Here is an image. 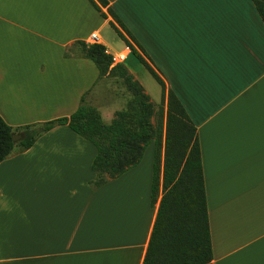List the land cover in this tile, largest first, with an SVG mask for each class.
Listing matches in <instances>:
<instances>
[{
  "label": "crops",
  "instance_id": "crops-1",
  "mask_svg": "<svg viewBox=\"0 0 264 264\" xmlns=\"http://www.w3.org/2000/svg\"><path fill=\"white\" fill-rule=\"evenodd\" d=\"M107 2L196 128L212 263L264 264V25L253 2ZM110 20L87 0H0L2 119L45 123L84 103L110 124L123 101L77 46L92 34L147 94L144 67L100 36ZM153 149L98 189L95 148L67 126L15 149L0 163V264H142L158 206Z\"/></svg>",
  "mask_w": 264,
  "mask_h": 264
},
{
  "label": "trees",
  "instance_id": "trees-1",
  "mask_svg": "<svg viewBox=\"0 0 264 264\" xmlns=\"http://www.w3.org/2000/svg\"><path fill=\"white\" fill-rule=\"evenodd\" d=\"M124 42L131 54L160 86L158 109L143 87L124 65L113 64L112 56L98 43L77 46L83 58L93 62L99 77L120 78L130 94L127 107L104 124L98 111L84 103L68 117L13 128L0 116V163L18 149L31 148L37 139L56 126H67L89 141L96 155L91 169L93 189L113 181L136 167L153 143L151 204L158 202L142 264H213L205 183L197 132L175 93L143 56L137 44L107 0H87ZM264 25V0H251ZM102 9H106L103 12ZM20 140L14 142L13 135Z\"/></svg>",
  "mask_w": 264,
  "mask_h": 264
},
{
  "label": "rangeland",
  "instance_id": "rangeland-1",
  "mask_svg": "<svg viewBox=\"0 0 264 264\" xmlns=\"http://www.w3.org/2000/svg\"><path fill=\"white\" fill-rule=\"evenodd\" d=\"M100 36L102 39L106 42V44L109 46V50L112 52V54H117L121 52V50L124 48V42L117 36L115 31L109 27L108 25L103 27L100 31ZM136 61V58L134 56L130 57V60L126 62V64L131 67L132 61ZM131 63H130V62ZM133 68V67H131ZM139 80L143 84L146 93L149 95L150 100L155 105V109L157 110L160 102H161V92H160V86L156 83V81L151 77V75L146 71L142 70L141 75H139ZM112 84H115L114 86H117L119 88V94H121L120 99H122V106L119 110L123 108V110L127 107L128 102L131 100L130 94L128 93L125 85L123 84L122 80L120 78H113L112 77ZM104 114V113H103ZM102 116V120L105 123H109L110 119L107 120L106 117Z\"/></svg>",
  "mask_w": 264,
  "mask_h": 264
},
{
  "label": "built area",
  "instance_id": "built-area-1",
  "mask_svg": "<svg viewBox=\"0 0 264 264\" xmlns=\"http://www.w3.org/2000/svg\"><path fill=\"white\" fill-rule=\"evenodd\" d=\"M97 40H98V37H97V35L96 34H92L90 37H89V44H95L96 42H97ZM120 61H122V60H124V56L122 55V56H120L119 58H118Z\"/></svg>",
  "mask_w": 264,
  "mask_h": 264
},
{
  "label": "water",
  "instance_id": "water-1",
  "mask_svg": "<svg viewBox=\"0 0 264 264\" xmlns=\"http://www.w3.org/2000/svg\"><path fill=\"white\" fill-rule=\"evenodd\" d=\"M12 140L14 142H18L20 140V136L15 134V135L12 136Z\"/></svg>",
  "mask_w": 264,
  "mask_h": 264
}]
</instances>
